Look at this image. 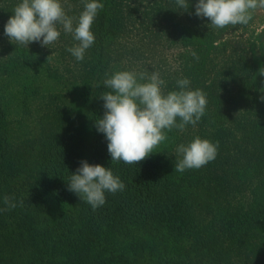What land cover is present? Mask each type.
<instances>
[{
  "label": "trees",
  "instance_id": "obj_1",
  "mask_svg": "<svg viewBox=\"0 0 264 264\" xmlns=\"http://www.w3.org/2000/svg\"><path fill=\"white\" fill-rule=\"evenodd\" d=\"M100 1L104 8L92 32L93 46L98 43L101 48L98 33H108V25L113 30L109 13L122 14L123 5L117 1L111 7L109 0ZM173 1L163 0L172 20L163 19L161 31H150L151 37L160 40L168 26L183 25L182 30L191 34L185 36V43L194 46L190 42L198 37L210 46L212 27L204 24L202 33L198 31L202 21L195 15L194 0H189L186 12ZM226 44L213 50V58ZM97 52L92 50L96 56L83 71L85 76L99 77L92 86L86 83L89 90L79 102L81 117L94 130L92 143L55 130L57 134L52 132L33 147H15L3 131L6 103L0 95V264H259L256 253L263 256L264 251V119L254 123L260 130L246 129L241 134L237 127L241 137L232 135L227 140L221 134V120L233 114L241 100L249 110L264 113L259 95L254 99L258 89L264 93V77L256 75L251 56L242 54L243 69L230 78L224 77L228 69L222 64L209 67L214 60L202 61L205 51H193L198 60L184 55L177 67L168 62V76L162 78L165 93L178 90L176 80L188 78L189 88L202 89L208 100L205 115L195 127L173 129L170 137L180 143L184 135L192 140L198 136L218 144L213 161L180 173L174 170L180 157L169 154L171 142L163 158L153 153L136 165L112 162L108 142L95 127L105 112L100 95L110 91L103 77L111 74L112 61H102V50ZM260 82L263 87L257 85ZM236 126L240 125L234 121L224 134L229 137ZM82 160L110 168L125 184L123 191L106 192V203L95 210L68 190L69 178ZM249 180L256 184H247ZM5 196L16 207L5 205ZM195 196L208 199L204 212L197 210Z\"/></svg>",
  "mask_w": 264,
  "mask_h": 264
},
{
  "label": "rangeland",
  "instance_id": "obj_2",
  "mask_svg": "<svg viewBox=\"0 0 264 264\" xmlns=\"http://www.w3.org/2000/svg\"><path fill=\"white\" fill-rule=\"evenodd\" d=\"M117 1L123 5L122 14L109 13L112 15L115 27L111 30L108 25V33L99 32V38H96V42L101 39V44H104L101 46L102 49L96 43L97 46H92L86 51L83 61H77L67 51L68 48L75 46L77 41L63 31L59 40L48 47L42 46L39 42H33L27 48L17 45L15 41L11 42L4 35V26L13 15V8L20 0H0V95L1 100L6 103L3 116L7 120L3 131L8 134L15 147H33L42 139L52 135V132L57 134L63 131L74 133L72 138L75 140L94 142V130L88 127L81 117L79 107L82 95L89 90L86 83L92 86V82H96L95 80L99 77L93 73L85 76L83 71V66L92 61L93 49L96 54L99 53L97 49L102 50V61H112L111 73L124 70L148 74L158 72L163 78L168 76V62L177 67L178 59L183 58L184 55L188 57L193 51L201 53L205 51L202 61L208 59L215 61L209 67L222 64L225 70L228 69L225 71V78H230L231 73L243 69L245 59L242 54H248V58L251 56L250 62L253 63L257 73L261 67H264V61L261 59L264 56V9H257L253 19L246 26L237 25L216 29L209 24L210 21L207 18H200L202 21L201 25H198L200 33H202L200 29L202 25L208 24L212 27V33L208 37L210 39H207L210 46H205L203 40L198 37L191 40L190 43L194 45L191 46L185 43L187 42L185 36L191 37V34L187 35L182 30L183 25L168 26L166 36L160 40L151 37L152 32L158 34L161 31L163 19L172 20L170 10L165 9L166 4L164 6L162 4L163 0H109L107 6L112 7ZM170 1L174 3L173 0ZM61 2L69 16L78 17L83 11L82 0H61ZM196 2L197 0H194L195 4ZM156 16L161 17L153 24ZM94 22L97 25L96 19ZM149 22L152 24L147 25ZM95 28L92 25L91 30ZM224 44L226 45L219 57L213 58V50ZM257 85L263 87V82ZM258 90L259 94L256 93L254 99L258 95L259 97L264 95L260 89ZM258 102L262 103L260 99ZM238 105V109L233 110V114L221 120L223 126L221 134L227 140L232 135L241 137L237 132L238 128L241 134L246 129L260 130V126L254 127V123L260 118L264 119V113L259 115L258 112L249 110L242 104V100ZM234 121L240 126H236L228 137L224 133L228 131L227 127L234 124ZM166 135L167 139L155 149L157 153L154 154L160 155V158L167 155L169 142L172 144L169 154L175 157L179 144L192 141L191 135H184L180 143L175 142L168 132ZM247 184H256V181L252 183L249 180ZM244 190H247V186ZM198 196H195L196 208L204 212L208 206V199L204 197L201 200ZM256 258L259 264H264V251L263 256L256 253Z\"/></svg>",
  "mask_w": 264,
  "mask_h": 264
},
{
  "label": "clouds",
  "instance_id": "obj_3",
  "mask_svg": "<svg viewBox=\"0 0 264 264\" xmlns=\"http://www.w3.org/2000/svg\"><path fill=\"white\" fill-rule=\"evenodd\" d=\"M82 3L83 11L78 17H72L61 0H20L4 26V35L22 47L28 48L33 42L48 47L59 40L63 31L77 41L67 51L77 61H83L86 51L95 42L91 28L104 5L100 0H82ZM175 3L185 12L190 6L189 0H175ZM257 9H264V0H197L195 15L207 18L213 28L224 29L248 25ZM191 55L199 59L197 53ZM256 75L264 77V67ZM103 85L110 91L100 95L105 112L96 120L95 127L108 142L112 162L136 165L144 161L157 153L155 149L167 139V132L173 129L182 132L189 124L195 127L205 115L208 104L202 89L189 88L188 78L176 80L178 90L165 93L166 82L158 72L105 73ZM259 99L264 102V95ZM217 150L218 144L198 136L187 144H179L176 153L180 158L174 170L183 173L199 169L216 158ZM124 188L125 184L110 168L90 165L86 160L80 162L68 182V190L93 210L106 203V192L115 194ZM4 203L9 208L16 207L7 196Z\"/></svg>",
  "mask_w": 264,
  "mask_h": 264
}]
</instances>
